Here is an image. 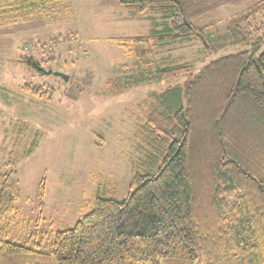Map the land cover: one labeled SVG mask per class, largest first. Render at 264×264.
<instances>
[{"label":"trees","instance_id":"trees-1","mask_svg":"<svg viewBox=\"0 0 264 264\" xmlns=\"http://www.w3.org/2000/svg\"><path fill=\"white\" fill-rule=\"evenodd\" d=\"M65 1L0 0V28L38 16L55 23ZM246 1L120 0L139 12L161 10L170 26L118 40L146 58L168 41L200 35L198 18ZM261 3L227 26L242 48L196 70L185 90L176 83L152 94L138 127L141 170L124 199L98 196L71 227L8 239L21 190L15 169L0 172V264H264V38L254 26ZM22 60L39 65L33 56ZM190 69L168 65L153 78ZM24 89L48 99L54 93L30 83Z\"/></svg>","mask_w":264,"mask_h":264},{"label":"rangeland","instance_id":"rangeland-1","mask_svg":"<svg viewBox=\"0 0 264 264\" xmlns=\"http://www.w3.org/2000/svg\"><path fill=\"white\" fill-rule=\"evenodd\" d=\"M256 2L262 0L198 18L200 35L168 41L146 58L129 54L118 39L165 31L170 19L120 0H67L56 5L55 23L38 16L0 28V172L15 169L21 190L8 239L71 227L98 196L127 197L141 170L138 127L155 103L152 94L176 83L185 90L196 70L242 48L227 26ZM261 7L254 26L264 38V2ZM176 64L191 69L176 79L153 78L158 68ZM28 83L52 86L54 93L39 97L24 89Z\"/></svg>","mask_w":264,"mask_h":264},{"label":"water","instance_id":"water-1","mask_svg":"<svg viewBox=\"0 0 264 264\" xmlns=\"http://www.w3.org/2000/svg\"><path fill=\"white\" fill-rule=\"evenodd\" d=\"M45 72L46 73H54V74L60 76L64 81H67L68 78H69V76L67 74H65V73H63L61 71H53V70L49 69V70H47Z\"/></svg>","mask_w":264,"mask_h":264},{"label":"crops","instance_id":"crops-1","mask_svg":"<svg viewBox=\"0 0 264 264\" xmlns=\"http://www.w3.org/2000/svg\"><path fill=\"white\" fill-rule=\"evenodd\" d=\"M142 13V12H141Z\"/></svg>","mask_w":264,"mask_h":264}]
</instances>
